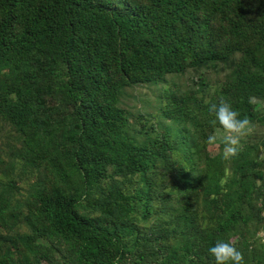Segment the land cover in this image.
<instances>
[{"label": "trees", "instance_id": "16d2710c", "mask_svg": "<svg viewBox=\"0 0 264 264\" xmlns=\"http://www.w3.org/2000/svg\"><path fill=\"white\" fill-rule=\"evenodd\" d=\"M260 101L264 0H0V264H264Z\"/></svg>", "mask_w": 264, "mask_h": 264}, {"label": "clouds", "instance_id": "9594fccd", "mask_svg": "<svg viewBox=\"0 0 264 264\" xmlns=\"http://www.w3.org/2000/svg\"><path fill=\"white\" fill-rule=\"evenodd\" d=\"M211 111L223 133L221 142L224 145V158L237 156L240 152L241 137L252 130L250 121L247 117H242L240 112L224 99L211 105ZM216 139L215 135L209 137L213 142ZM207 251L214 264H245L242 251L227 239H217Z\"/></svg>", "mask_w": 264, "mask_h": 264}, {"label": "rangeland", "instance_id": "374dc122", "mask_svg": "<svg viewBox=\"0 0 264 264\" xmlns=\"http://www.w3.org/2000/svg\"><path fill=\"white\" fill-rule=\"evenodd\" d=\"M152 87H153V85L143 84V85L135 86L133 88H127L126 91L123 93L121 98L128 100L131 97L133 100H135V102L133 100H131L133 103H135V108L133 109L134 111H136V109L139 108L140 110H142L144 112L150 111V112L156 114L158 112L159 106H161V104L155 100L154 96H153V98H151L148 95V94L151 95L149 90ZM157 92H159V90ZM153 93L154 92H152V94ZM124 95H128V96L124 97ZM259 106L261 108H264V101H260ZM156 116H158V115H156ZM251 127H252L251 132L258 128L257 125H255L254 127L251 125ZM214 135L217 137L215 142H221V137L223 135L222 130L217 129ZM246 136L247 135H244L243 137H241V140H244L246 138ZM214 151H215V149H214ZM260 234L262 236H264V231L261 232Z\"/></svg>", "mask_w": 264, "mask_h": 264}]
</instances>
